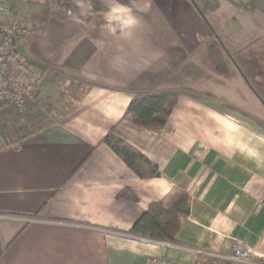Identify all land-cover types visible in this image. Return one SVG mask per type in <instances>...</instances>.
Masks as SVG:
<instances>
[{"label": "crops", "instance_id": "0c3cea01", "mask_svg": "<svg viewBox=\"0 0 264 264\" xmlns=\"http://www.w3.org/2000/svg\"><path fill=\"white\" fill-rule=\"evenodd\" d=\"M52 1L67 13L49 18L32 45L48 71L31 109L0 105V264H206L235 241L264 264V118L244 108L256 100L249 106L264 109L260 67L233 59L196 0ZM226 5L227 34L241 23ZM145 95L176 98L160 129L124 115ZM109 130L160 175L137 176L101 142ZM123 189L137 200L118 198ZM175 189L190 200L176 244L128 233Z\"/></svg>", "mask_w": 264, "mask_h": 264}, {"label": "rangeland", "instance_id": "374dc122", "mask_svg": "<svg viewBox=\"0 0 264 264\" xmlns=\"http://www.w3.org/2000/svg\"><path fill=\"white\" fill-rule=\"evenodd\" d=\"M196 1L200 2L201 6L204 7V10H206L204 11L206 12V15L211 17L215 16L217 18L218 29L215 33L217 34L218 39L224 45L227 52L231 56H233V59H235L239 64L248 65L250 71H252L253 69L255 70V67H260L259 70L261 71V74L259 73V76H261V79L264 80V7H256L255 9H253L252 5L247 2L251 0H222L224 3H227L226 6L229 7L227 13H229L231 16H233L237 11L238 14L235 15V17L238 18V21H240L241 23L240 25H242H239V27L236 28L231 24L230 26H232V31L226 34L224 29H222V19L218 15L220 11L219 3L221 2V0ZM8 2H10V4H7H9L11 7L12 16L11 19L8 18L9 20L5 17V20H8L12 24L20 23L26 29V34L28 33L26 36L22 35L16 40L17 50L26 57L32 60L34 59L37 62L43 64L48 71L47 65L41 59H37L38 53H36L32 45L34 44L35 38L39 34H42V30L49 18L62 17L66 15L67 10L63 7L64 5H61L59 2L52 0L51 2H48L47 0H39V3L28 0H8ZM207 3H210L212 5V9L210 8L211 11L207 9V7L209 8V4ZM236 5H238L239 7ZM236 7L238 10H236ZM16 19L18 20V22ZM253 22L257 23V25L254 23V26L252 27ZM220 26L222 29L221 31ZM245 26L247 31L254 32L249 33V35L244 34L243 31L245 30ZM209 40L213 41L214 39L209 38ZM205 43L207 44L208 42ZM257 49H260V52L262 54L261 57H259ZM249 70L245 77L247 78L249 83H252L253 86H257V76L256 74L249 72ZM57 81L58 78L55 82ZM258 87H260L259 84ZM257 92L264 100V90H257ZM254 96L256 98L258 97L256 93L254 94ZM255 101L252 100L251 102H245L246 106H244V108L245 110L249 109V111H246L251 115H254L255 118L261 117V119H263V108H261L260 106H249ZM4 106L12 109L16 113H25L30 111L31 109L30 108L25 112H19L17 109L10 105ZM245 124L253 126L258 125L256 122L251 121L245 122ZM258 127L259 130L264 133V124L260 123ZM261 242L262 245H264V237ZM255 253L258 252L255 251Z\"/></svg>", "mask_w": 264, "mask_h": 264}, {"label": "trees", "instance_id": "16d2710c", "mask_svg": "<svg viewBox=\"0 0 264 264\" xmlns=\"http://www.w3.org/2000/svg\"><path fill=\"white\" fill-rule=\"evenodd\" d=\"M176 98L167 95H145L133 98L127 106L125 116L138 125L160 129L175 106ZM138 108V112L134 111ZM115 154L120 156L127 166L140 178L160 175L159 168L145 155L124 140L117 137L112 130L101 139ZM118 198L136 201L135 194L123 189ZM190 200L183 190L175 189L167 197L152 202L136 219L128 233L150 240L176 244L181 218L189 213Z\"/></svg>", "mask_w": 264, "mask_h": 264}, {"label": "built area", "instance_id": "2783aa9c", "mask_svg": "<svg viewBox=\"0 0 264 264\" xmlns=\"http://www.w3.org/2000/svg\"><path fill=\"white\" fill-rule=\"evenodd\" d=\"M7 11V1L0 0V104L25 112L33 104L45 77L46 67L17 50L16 40L28 33L20 23L12 24L5 20ZM255 254L244 241H235L229 255L206 254L210 259L206 264H261L250 261ZM153 264H165V261L157 258Z\"/></svg>", "mask_w": 264, "mask_h": 264}, {"label": "clouds", "instance_id": "9594fccd", "mask_svg": "<svg viewBox=\"0 0 264 264\" xmlns=\"http://www.w3.org/2000/svg\"><path fill=\"white\" fill-rule=\"evenodd\" d=\"M128 23H131V20H129Z\"/></svg>", "mask_w": 264, "mask_h": 264}]
</instances>
